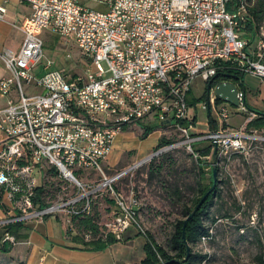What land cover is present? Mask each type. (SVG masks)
<instances>
[{"label":"built area","instance_id":"1","mask_svg":"<svg viewBox=\"0 0 264 264\" xmlns=\"http://www.w3.org/2000/svg\"><path fill=\"white\" fill-rule=\"evenodd\" d=\"M28 1L31 13L17 26L23 33L20 47L0 51V62L9 71L0 78L5 100L0 107L5 134L0 186L8 202L0 226L42 222L61 212L77 216L89 210L90 195L108 191L118 211L105 223V233L122 239L134 228L145 234L135 191L125 194L116 187L127 171H104L114 139L155 115L160 126L182 131L192 149L202 139L190 136L197 124L187 102L194 81L200 78L207 87L220 71L264 79V22L256 31L249 28L248 0ZM4 11L0 7V17ZM44 32L78 47L88 60L83 75L68 76L50 61L36 71L44 54ZM25 84L40 89L27 91ZM239 99L238 107L248 116L238 128L228 124L229 109L214 94L200 101L213 120L211 124L209 117L210 131L203 138L223 155L241 152L246 141L264 139L262 131L247 128L257 114L242 104L241 92ZM43 162L55 166L76 190L38 207L37 170ZM142 163H133L129 171ZM84 172H95L100 179L87 184L79 178ZM3 240L15 238L5 230Z\"/></svg>","mask_w":264,"mask_h":264},{"label":"rangeland","instance_id":"2","mask_svg":"<svg viewBox=\"0 0 264 264\" xmlns=\"http://www.w3.org/2000/svg\"><path fill=\"white\" fill-rule=\"evenodd\" d=\"M43 37L45 47L40 59V67L50 61L53 68L63 70L68 76L85 73L88 60L77 46L63 43L50 32H44ZM67 54H70V57ZM3 71L6 72L5 67ZM247 77L249 81L254 82L252 77L249 75ZM205 87L206 84L200 78H196L191 91L195 101L189 106V116L195 115L197 121L196 130H191L190 136L202 137L199 140H208L203 136L210 131V125L207 124L210 117L208 110L200 106V101L207 99V96L202 97ZM24 88L27 91L40 89L34 85L28 87L26 84ZM224 103L230 112L228 124L234 128L242 126L246 122L248 113L237 106ZM212 116L217 118L215 113H212ZM152 124L159 126L158 122ZM141 128L136 126L132 130L139 139L144 132ZM163 131L162 135L166 139L173 140V144L163 147V151L158 155L144 161L146 157L157 151L156 148L150 150L149 147L155 138L153 135L144 141H138V144L145 148V155L142 158H137V154L131 157L129 153H125L114 167H104L105 173L111 175L135 162L143 161L137 169L122 176L116 184L117 189L125 194L133 189L139 200L138 211L145 234L133 229L129 233H124L122 238V242L126 240V244H130L127 249L130 251L133 263L139 262L144 257L143 246L148 239L147 235H151L157 244L168 249L167 244L173 224L184 217L183 205L170 196L171 189L168 190V187L171 186L168 183H174L175 179H178L185 200L190 202L194 196L193 190L189 188L196 181L197 168L194 165L196 158L192 156L193 151L187 142V137L176 127L164 126ZM259 135L262 136L263 132ZM152 164L153 167L158 165L164 167L160 174L149 179L148 173ZM41 165L40 170H37V179L43 184L42 171L53 165L48 162H43ZM217 165L218 196L205 217L206 225L211 227L212 237L201 239L193 249L195 252L208 255V258L200 264H258L256 257L264 254V139L246 141L241 152L217 155ZM79 178L90 184L100 179V176L95 172H84ZM166 183L168 186L165 185ZM75 190V185L58 173L48 179L44 194L45 201L59 200L74 193ZM89 200V210L80 215L69 216L64 212L55 214L62 217V223L68 231L91 235L89 231L80 230L79 223L83 219H90L98 227V234L106 231L105 223L118 211L110 192L101 191L90 195ZM213 218L216 219L215 222H212Z\"/></svg>","mask_w":264,"mask_h":264},{"label":"trees","instance_id":"3","mask_svg":"<svg viewBox=\"0 0 264 264\" xmlns=\"http://www.w3.org/2000/svg\"><path fill=\"white\" fill-rule=\"evenodd\" d=\"M249 3V28L253 31L259 29V27L264 22V0H248ZM251 36H253L251 34ZM237 75L242 76L243 74H235L230 71H220L217 73L213 84L222 79H229L228 75ZM78 74H72V77H76ZM207 94V89L202 97H205ZM195 98H193L191 92L187 97V102L189 106L193 104ZM218 103L223 102L222 100L216 98ZM250 111V108H248ZM255 112V111H253ZM256 113V112H255ZM257 116L251 119L247 123V128L249 129H257L263 132L264 134V112H257ZM196 121V117H194V122ZM153 122H157L156 116H150L144 119L141 122V126L144 129L142 134V139L146 138L154 129H156L157 125H153ZM182 125L187 126L189 124L188 120H181ZM173 143V140L166 139L165 136H161L158 140L156 149H159L167 144ZM193 154L195 156V167L197 168V176L195 184L190 187V190H193L194 196L191 198L190 202L185 200V194L183 193L182 187L179 183L178 179H175L174 183H168L171 188L168 187V190L171 189L170 196L174 197L178 203H182L184 217L178 219L173 224L172 232L168 240V249L164 246L157 244L151 235H147L148 239L145 242L143 249L145 252L144 257L137 263L134 264H200L203 260L208 258V255L205 253L195 252L193 247L201 241V239H207L212 237L211 227L206 225L205 217L209 212V209L214 204V199L218 196V184L216 188L207 196L202 206L197 210L194 216L188 220L187 224L184 225V220L188 217L192 209L199 203L204 194L212 187L213 185V171L211 160H206L211 158L213 151V144L209 142V140H200L197 142H193L191 144ZM131 154L132 152H128ZM154 164L151 165L149 170V179H153L156 174H160L163 170L164 165H158L153 167ZM218 167V165H217ZM218 172V168H217ZM58 169L55 166L47 169L44 172V182L40 184L36 189V195L34 198V202L36 206L42 207L46 204L44 194L47 188V182L49 177L58 175ZM79 174V173H78ZM219 182V181H218ZM166 186L167 183L165 184ZM3 190L0 188V204H1V196ZM216 219L213 218L212 222H215ZM25 223L17 222L8 225L4 228L10 234L15 236V241L10 240H0V255L6 254L11 251L16 241L24 239L26 237L25 234L21 233ZM80 230H86L91 233V235L82 234L79 232L69 231V235H72V238L81 244V248L89 249V250H104L111 246L114 243L122 242V239H117L113 233H101L98 234V227L94 225L90 219H83L79 223ZM5 232V231H4ZM185 232V238L183 237V233ZM3 239V237H2ZM126 243V240L124 241ZM187 246H189L190 254L187 261H183L187 255ZM173 259H177L178 262H172ZM256 261L258 264H264V254H260L256 257ZM0 264H4L0 260ZM14 264H27L25 261H19Z\"/></svg>","mask_w":264,"mask_h":264},{"label":"crops","instance_id":"4","mask_svg":"<svg viewBox=\"0 0 264 264\" xmlns=\"http://www.w3.org/2000/svg\"><path fill=\"white\" fill-rule=\"evenodd\" d=\"M0 7L5 9L2 17H0V51L17 50L23 40V33L17 26L25 17L30 15V3L28 0H0ZM4 67L5 65L0 62V78L9 75L6 67V72L3 71ZM36 71H42L39 65ZM247 75L252 77L255 83L249 81ZM240 78H233L232 80L238 86L243 83L247 106L256 113L264 112V79L250 74H243ZM12 93L15 95L14 90ZM4 103V98L0 97V107ZM136 126L141 128V122ZM163 128L164 126H157L144 139H139L134 134L132 131L134 127L126 128L114 139L113 148L104 160V166L114 167L125 153L131 151V157L137 154V158H142L145 155V148H142L138 141H144L154 135L155 138L149 147L150 150L155 148L159 138L164 133ZM4 141L5 134L0 130V151ZM39 166L42 165L39 164ZM43 171L45 172V170ZM1 198L0 217L4 216L8 206L4 193H2ZM133 229L130 228L125 233H129ZM4 231V227L0 226V240H3ZM68 232L60 215L49 216L42 222L25 223L21 233L25 234L26 237L16 241L10 252L1 254L0 260L4 264H14L19 261H25L27 264H134L131 261L130 251L127 249L130 244L117 242L104 250L83 249L81 244L75 241Z\"/></svg>","mask_w":264,"mask_h":264},{"label":"water","instance_id":"5","mask_svg":"<svg viewBox=\"0 0 264 264\" xmlns=\"http://www.w3.org/2000/svg\"><path fill=\"white\" fill-rule=\"evenodd\" d=\"M230 77L229 79H222L214 84L212 83L215 78L209 81L207 84V98H209V95L211 92L216 96V98L222 100L223 102L229 103L233 106H239L240 105V99H239V93H242V104L245 105L247 108V103L245 101V88L243 86V83H240L239 86L235 81H233V78L241 79L237 75H228ZM213 85V86H212ZM209 116L210 112L208 111ZM211 124L213 123V120L210 116ZM212 130H214V127L212 126ZM211 165H212V171H213V185L212 187L204 194L202 199L199 201V203L192 209L188 217L184 220V225L187 224L188 220L191 219L194 214L197 212V210L202 206L207 196L216 188L218 184V177H217V147L216 145L213 148L212 155H211ZM183 237L185 238V232L183 233ZM190 249L189 246H187V255L184 258L183 261H187L189 258ZM172 262H178L177 259H173Z\"/></svg>","mask_w":264,"mask_h":264},{"label":"bare ground","instance_id":"6","mask_svg":"<svg viewBox=\"0 0 264 264\" xmlns=\"http://www.w3.org/2000/svg\"><path fill=\"white\" fill-rule=\"evenodd\" d=\"M230 79H231V78H230ZM233 81H234V80H233ZM212 86H213V85H212ZM211 94H213V93H211ZM206 95H207V94H206ZM213 148H214V147H213ZM221 154H223V151H217V155H218V156H221ZM131 166H132V165L127 166V167H124L123 169H121V170H119V171H116L115 174H116V173H119V172H122V171H127V173H128V172H131V171H129V169H130ZM127 173H126V174H127ZM124 175H125V174H124ZM124 175H123V176H124ZM138 216H139V211H138ZM140 224H141V226H142L141 221H140ZM3 241H4V240H3Z\"/></svg>","mask_w":264,"mask_h":264}]
</instances>
